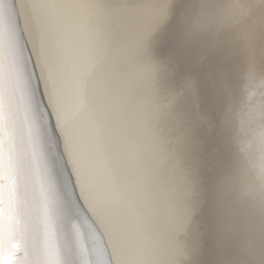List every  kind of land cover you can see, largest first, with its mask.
Here are the masks:
<instances>
[{"label": "snow or ice", "instance_id": "1", "mask_svg": "<svg viewBox=\"0 0 264 264\" xmlns=\"http://www.w3.org/2000/svg\"><path fill=\"white\" fill-rule=\"evenodd\" d=\"M253 87L264 0H0V264H264Z\"/></svg>", "mask_w": 264, "mask_h": 264}, {"label": "bare ground", "instance_id": "2", "mask_svg": "<svg viewBox=\"0 0 264 264\" xmlns=\"http://www.w3.org/2000/svg\"><path fill=\"white\" fill-rule=\"evenodd\" d=\"M249 95L252 96L253 107L258 110L261 104L264 103V89H259L257 87L251 88L245 95V100H247ZM260 127L261 125L258 119L252 122L255 135L252 137L249 147V152L251 154V160L247 162L249 167L254 165L258 168L261 164L262 154H264V139H262L260 135Z\"/></svg>", "mask_w": 264, "mask_h": 264}, {"label": "water", "instance_id": "3", "mask_svg": "<svg viewBox=\"0 0 264 264\" xmlns=\"http://www.w3.org/2000/svg\"><path fill=\"white\" fill-rule=\"evenodd\" d=\"M46 102V101H45ZM79 195V193L77 192V196Z\"/></svg>", "mask_w": 264, "mask_h": 264}]
</instances>
